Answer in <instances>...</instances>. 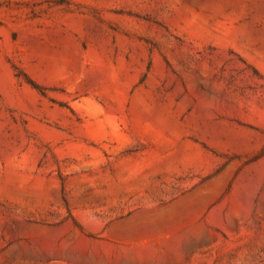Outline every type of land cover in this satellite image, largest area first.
Wrapping results in <instances>:
<instances>
[{
  "label": "rangeland",
  "instance_id": "374dc122",
  "mask_svg": "<svg viewBox=\"0 0 264 264\" xmlns=\"http://www.w3.org/2000/svg\"><path fill=\"white\" fill-rule=\"evenodd\" d=\"M0 264H264V0H0Z\"/></svg>",
  "mask_w": 264,
  "mask_h": 264
}]
</instances>
